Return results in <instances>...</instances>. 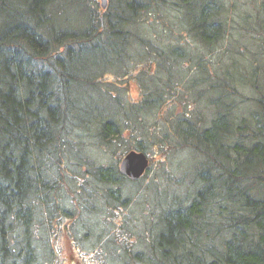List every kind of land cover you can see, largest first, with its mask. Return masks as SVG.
Returning <instances> with one entry per match:
<instances>
[{
	"label": "trees",
	"instance_id": "1",
	"mask_svg": "<svg viewBox=\"0 0 264 264\" xmlns=\"http://www.w3.org/2000/svg\"><path fill=\"white\" fill-rule=\"evenodd\" d=\"M97 1L0 0V264H41L35 225L40 212L48 215L39 227L46 230L105 213L101 232L86 218L85 236H98L94 252L108 258L100 262L94 256L95 264H264V62L242 65L229 56L228 63L210 67L196 54V74L185 89L202 108L191 111L184 89L169 80L174 62L188 55L174 42L184 35L162 39L165 47L145 42L149 22L172 29L177 20H166L171 7L185 33L210 50L225 37L228 5L109 0L104 10ZM72 7L81 10L79 24L63 25ZM258 11L254 22L264 31V6ZM251 19L247 14V23ZM136 47L147 60L142 72L148 78L138 75L144 78L140 100L125 103L103 84ZM160 73L168 76L163 84ZM247 87L258 96L246 116L245 100L237 99ZM168 95H177L173 106ZM186 103L178 113L176 105ZM162 108L165 119L156 120L164 130L152 134L151 120ZM128 132L135 142L117 160L108 164L94 156L95 150L116 152ZM84 138L96 145L88 147ZM145 141L162 155L195 154L197 188L186 203L175 198L160 205L154 219L144 218L139 234L141 218L127 211L133 195L124 184L139 183L147 173L132 181L120 173L119 162L132 149L147 153ZM51 245L47 256L56 260Z\"/></svg>",
	"mask_w": 264,
	"mask_h": 264
},
{
	"label": "rangeland",
	"instance_id": "2",
	"mask_svg": "<svg viewBox=\"0 0 264 264\" xmlns=\"http://www.w3.org/2000/svg\"><path fill=\"white\" fill-rule=\"evenodd\" d=\"M222 1H224L229 8L226 15L228 20L226 26L227 30L224 39L216 45H213L210 50L196 42L192 36L188 35V33H185V29L175 17L176 13L173 12L171 7H168L166 11L169 16V18L166 17V20H177L176 22L171 21L173 25L172 29L169 26V28H166L165 23H159L158 21H153V23L149 22L148 24L149 32L148 35H146V44L153 42L157 46L160 45V47H165V43L162 42V39L167 40L175 38L176 36H174V34L177 35L178 33L184 35L183 38L177 39L174 42H176V45L182 46L184 48V52L188 55L187 57L182 58V60H180L181 62H174V67L172 69L170 68L172 70V75L169 77V80H171L175 85L178 83L179 89H184V95L182 96L186 98L189 105H191V111H195L197 108H202V103H198L196 95L194 93L186 92L187 89H185L188 86L187 83L191 80V77L196 74L195 71L197 68L195 66V61H192L193 57L196 59V54L204 56L210 67L213 65V62L214 64L218 61L228 63L230 59L229 56H233L235 61L242 65H247V62H250V60H252V62H261V64L264 62V31L261 30L257 22H254L259 16L258 9H261V7L264 6V0ZM97 2L98 1L95 0V3L93 2V4L97 6ZM80 11L79 7H72L66 14L67 17L62 18V24H70L72 26L78 25V21L81 18ZM247 14H250L252 17L249 23H247ZM141 51L140 47L132 49L130 52L131 57L124 63L120 64V72L116 71V69H113L116 72H108L106 82L109 83L103 84V88H105V90L114 92L116 96H118L125 103L132 99L135 101L140 100L143 91V84H141V81H143L144 78L143 76H139L144 75L145 80L148 78L147 74L142 72V69L147 67L148 63H146L147 60L143 58L144 55ZM261 59L262 61H260ZM215 67L210 68L209 71H212ZM125 71H131V74L128 75ZM133 72L135 76L140 74L138 76L139 78L134 77ZM159 75L162 78V81L160 82L163 84V77L167 78L168 76H166L165 73H160ZM115 79L116 83H113ZM260 81H264V72L261 74ZM94 96L101 107L107 108L106 100L100 93H96ZM257 96L258 94L256 93V90L252 89V87H247L242 90V94L237 100H245L241 105V112L244 115L247 116L249 111L255 109L252 99ZM167 97V99L171 101L170 106H173L174 104L172 100H175L177 95H168ZM170 106L168 109H170ZM176 106L177 112L182 113L183 109L187 106V103L177 104ZM160 113L161 114L159 115L157 113V116L155 114V116H153L154 119L152 118L151 122L155 121L157 117L165 119V109L163 110L162 108V112ZM155 125V131L151 132L152 134L160 133L161 130H164L160 129V120H156ZM85 135H87V133H85ZM124 138L125 141L116 147V152L113 153V150L109 149V152L106 154L104 153V150L100 148L101 151H94V156L98 157L102 162H106L108 164L117 160L126 147L129 145L133 146L135 142L132 139L130 132L126 133ZM84 141L87 143L88 147L92 144L96 145L92 139L90 140L84 138ZM144 143L146 144L147 154L150 158L151 169L147 172V177L141 182L134 183L127 181L124 184L125 191H130L133 195L127 211L141 218L138 219L139 228L144 218H148V216L153 217V219L155 218V214L159 212L160 205L168 204L169 201H172L175 198L182 199L186 203L190 199L188 198L189 194L193 196L197 188V185L194 183V167L197 159L195 154H193L190 150H171L162 155L158 153L153 146L149 145L150 143H148V141H145ZM93 149H96V147H93ZM87 152L91 153V150L86 148V153ZM70 168L78 171V168L74 165H70ZM79 171L84 172V166H82ZM77 176L79 180H81L82 174L79 173ZM65 178H68V176H65ZM86 186L87 188H91L90 183H87ZM70 195L68 196L70 197ZM47 217L48 215L45 212H40L36 217L35 223L39 237L41 264H95V259H93L94 256L95 258H100V262L101 260L104 262L108 261L106 254L102 255L101 253L94 252V243L100 242L99 237L95 235L92 237L85 236V232L87 230L85 225L90 221H93V224L97 225L99 232H101V227L105 228L107 225L105 213L103 215L101 213L93 215L91 218L89 215L84 214L82 217L80 216L72 221L64 220L62 227H65L63 229L60 228V230L53 227L47 230L45 228L39 229V227L42 226L41 221L45 220ZM86 218L89 219L88 223H86ZM141 228L139 234L142 233L143 228ZM55 232L56 235L54 236ZM106 237L107 235L104 239H106ZM137 238H139V236ZM137 242L140 244L141 239H137ZM48 245L53 246L56 254V260H50L47 256L46 247H48ZM43 246L45 247V250ZM104 262H102V264H104Z\"/></svg>",
	"mask_w": 264,
	"mask_h": 264
},
{
	"label": "water",
	"instance_id": "3",
	"mask_svg": "<svg viewBox=\"0 0 264 264\" xmlns=\"http://www.w3.org/2000/svg\"><path fill=\"white\" fill-rule=\"evenodd\" d=\"M100 6L106 10L109 0H100ZM150 167V158L146 152L132 149L124 154L119 162L120 173L133 181L141 179Z\"/></svg>",
	"mask_w": 264,
	"mask_h": 264
}]
</instances>
